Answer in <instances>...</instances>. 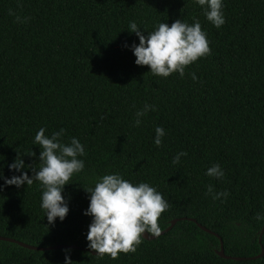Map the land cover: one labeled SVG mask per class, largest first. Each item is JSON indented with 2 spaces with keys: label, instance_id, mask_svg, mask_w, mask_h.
Returning <instances> with one entry per match:
<instances>
[{
  "label": "trees",
  "instance_id": "1",
  "mask_svg": "<svg viewBox=\"0 0 264 264\" xmlns=\"http://www.w3.org/2000/svg\"><path fill=\"white\" fill-rule=\"evenodd\" d=\"M9 9L27 21L14 22ZM223 13L217 28L194 0H0V173L18 174L8 169L18 152L40 167L33 141L41 127L46 135L64 128L65 142L76 137L85 146V167L64 189L70 210L62 222L48 225L38 181L0 188V237L83 249L33 251L0 241V264H64L66 255L73 264H264V257L221 258L220 240L198 226L219 235L229 257L252 258L264 249V219H256L264 217V0H223ZM177 19L200 22L210 53L187 66L183 78L136 65L125 47L139 43L129 22L152 31ZM145 103L156 110L137 127L135 113ZM157 126L165 130L159 147ZM180 151L187 156L173 164ZM214 163L222 179L205 175ZM112 172L162 193L168 208L158 218L161 232L180 219L115 259L90 252L91 217L83 214L84 188ZM209 185L226 190L227 199L206 195Z\"/></svg>",
  "mask_w": 264,
  "mask_h": 264
},
{
  "label": "clouds",
  "instance_id": "2",
  "mask_svg": "<svg viewBox=\"0 0 264 264\" xmlns=\"http://www.w3.org/2000/svg\"><path fill=\"white\" fill-rule=\"evenodd\" d=\"M203 10L205 18L215 27L219 28L225 23L223 13V0H194ZM9 15L15 17L14 22L24 23L27 17H21L13 9ZM135 21L128 25L129 33H134L139 40L131 45L125 43L135 56V64L148 66L154 76L169 77L179 73L181 78L185 75V68L198 59L210 53L207 34L202 29L198 20L189 24L181 19L175 20L171 25L160 22L152 31H142ZM196 80L195 73H190ZM155 106L145 103L135 113L134 125L139 127L142 118L150 111H155ZM66 130L60 128L46 135V128L41 127L34 136L33 143L40 148V167L36 168L26 164L18 152L14 161L8 164L9 171L14 173L11 177L0 173V180L5 186H31L33 181H38L41 186L40 207L45 211L48 225H53L57 218L62 222L69 213V204L63 195L65 186L75 173L81 172L85 162L80 157L85 155V146L76 137H70L67 142L63 140ZM165 130L155 128L154 144L159 147ZM28 155V154H27ZM32 152L30 156H35ZM187 152L180 151L172 159L173 164H178L181 157ZM32 169L33 175L29 176L24 169ZM205 175L217 180L225 175L221 165L214 163L206 169ZM89 193V205L84 215L91 217L86 240L87 247L95 251L98 256L108 255L117 258L119 253L135 251L136 246L146 235L159 236L161 228L158 218L168 208L167 201L155 187L147 182L133 183L125 179L119 172H112L98 177L92 188H84ZM206 195H211L213 200L221 197L227 199L229 193L225 190L215 192L213 186L207 187ZM257 220L264 219L259 214ZM146 239V238H145ZM66 253L69 250H65ZM64 264H73L69 255L65 256Z\"/></svg>",
  "mask_w": 264,
  "mask_h": 264
},
{
  "label": "water",
  "instance_id": "3",
  "mask_svg": "<svg viewBox=\"0 0 264 264\" xmlns=\"http://www.w3.org/2000/svg\"><path fill=\"white\" fill-rule=\"evenodd\" d=\"M179 221H180V219L173 220L171 222L170 226L166 230L160 232V235L159 236L149 237V236L146 235V237H145L146 239L145 238H143V239L146 240V241L156 240L159 237H161V236L167 234L168 232H170ZM190 221H192L194 223H197V221L194 220V219H191ZM198 226L204 232H206L208 234H211V235L217 237L220 240V250L217 251V254L221 258H224V259H227V260H234V261H246V260H257V259H260V258L264 257V249L263 248H262V253L259 256H256V257H252V258L229 257L225 253V250H224V242H223L222 238L219 237V235H217L214 232H212L209 229H207L206 227H204V226H202L200 224H198ZM263 235H264V227H263V229L261 231V234H260V243H262ZM0 241L17 244V245H19L22 248H25V249H28V250H33V251H54V250H60V249H78V250H81V249H83V248H80V247L68 246V245H59V246H52V247H48V248H40V247H34V246H31V245L25 244L23 242H19L17 240L11 239V238H4V237H0ZM90 252L94 256H98V255H96L97 253L95 251H90Z\"/></svg>",
  "mask_w": 264,
  "mask_h": 264
}]
</instances>
